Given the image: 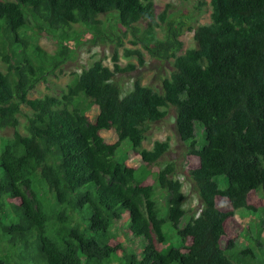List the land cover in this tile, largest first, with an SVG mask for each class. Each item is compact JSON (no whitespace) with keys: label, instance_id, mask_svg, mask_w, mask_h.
<instances>
[{"label":"trees","instance_id":"1","mask_svg":"<svg viewBox=\"0 0 264 264\" xmlns=\"http://www.w3.org/2000/svg\"><path fill=\"white\" fill-rule=\"evenodd\" d=\"M209 4L210 22L190 28L195 46L179 53V27L167 23L156 37L152 0H0V132L13 129L0 135V264H264V207L246 201L264 193V0ZM103 13L132 44L172 60L160 88L136 79L124 90L116 74L135 65L121 67L115 51L112 68L95 60L59 95L29 97L73 54V26L98 32ZM45 35L54 53L38 44ZM124 54L144 63L139 49ZM171 106L186 154L198 159L187 171L197 215H187L172 167L151 169L165 144L140 148ZM128 149H138L139 166L126 163ZM217 197L253 218L225 246L228 212ZM122 235L138 249L116 241Z\"/></svg>","mask_w":264,"mask_h":264},{"label":"rangeland","instance_id":"2","mask_svg":"<svg viewBox=\"0 0 264 264\" xmlns=\"http://www.w3.org/2000/svg\"><path fill=\"white\" fill-rule=\"evenodd\" d=\"M154 7V16L157 25L153 31L157 38H164L167 32V23H172L179 27L181 35L179 39L182 41V48L179 53L185 49L195 46L193 31L189 30L199 24L210 22V4L209 0H152ZM165 15V22L160 20V16ZM102 24L99 25L98 32L86 29L82 26H73V38L69 45L73 48V54L62 65V71H56V74L49 75L45 80H40L35 87L29 92V97H41L44 94L59 95L66 85L73 78L74 74L79 73L83 68L92 64L95 60H101L104 65L113 67L112 55L116 51L118 63L121 67H126L128 64H134L135 67L131 70L116 74V79L119 80L124 90L131 88L134 80L138 79L144 85L155 86L160 88L163 78L168 77L172 70V60H161L154 58L141 47L140 44H132L133 37L125 32V28L117 23L110 13L99 15ZM139 34L146 33L147 24L144 21L138 23ZM38 44L48 53H54L57 49L56 39L54 36L45 35L37 38ZM139 49L142 52L144 63L137 64L135 56H126V49ZM27 113V108L23 107ZM166 115L151 124L146 132L144 139L140 140V148L152 150L155 144H165L166 148L159 158L151 165V169L160 170L167 166L172 167V172L169 178L180 183V190L183 194V207L187 215L196 214L201 207V200L197 190L193 188L191 180L188 177V169L194 168L197 165L198 159L195 156L186 154V146L179 139L175 127V110L171 106L166 109ZM19 130L24 132L25 117L19 116ZM198 123H196V128ZM12 128H6L0 132V135H10ZM199 131V130H198ZM197 131V132H198ZM197 134V133H196ZM103 135L109 142L116 140L115 131L109 130L103 132ZM199 133L197 134V137ZM137 150V151H136ZM126 163L129 166H139L142 162L138 153V149L127 151ZM247 204L260 209L264 207V193L251 192L247 196ZM219 210L228 212L227 218L223 221L225 234L220 240L221 246H225L228 239L241 240L240 232L248 225V222L253 220L252 217L246 216L241 218L236 214L235 208L231 203L223 197L216 198ZM260 237L264 239V225ZM124 240L126 244L139 247V241L130 236L122 235L116 241Z\"/></svg>","mask_w":264,"mask_h":264}]
</instances>
